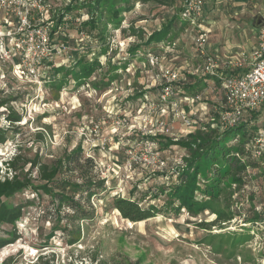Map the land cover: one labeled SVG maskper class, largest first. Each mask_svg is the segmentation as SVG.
Instances as JSON below:
<instances>
[{
  "label": "rangeland",
  "instance_id": "obj_1",
  "mask_svg": "<svg viewBox=\"0 0 264 264\" xmlns=\"http://www.w3.org/2000/svg\"><path fill=\"white\" fill-rule=\"evenodd\" d=\"M113 1H106L102 19L97 16L95 23H90L91 11L87 9L93 7L94 0H44L49 12L45 16L36 12L34 18L36 23L37 15L45 18L44 25L53 20L49 25L52 38L69 46L63 70L57 71L58 60L45 62L39 79L20 78L14 68L17 61L0 53L1 96L16 97L10 105L22 116L15 124L18 130H10L9 139L0 144V176L6 174V162L16 153L51 164L82 147L105 178L104 189L82 202L91 214L84 219H78L66 203L55 216L50 195L42 190L28 188L7 199L29 204L14 227L0 225V239H11L15 231L18 234L15 242L0 250V264H264L262 253L253 250L249 221L264 210L261 165L246 159L241 162L245 170L236 174L238 181L230 182L229 177L221 182L220 199L212 207L227 209L230 195V211L235 216L227 224L199 225L215 219L212 208L176 213L168 200L169 188L179 178L177 171L189 156L187 148L172 140H187L198 132H223L211 128L208 121L215 106L222 103L220 82L203 75V56L193 38L201 29H209V48L217 56L251 49L258 44L256 18L262 16L264 0H205L199 23L182 19L180 2L163 6L128 0L130 6L116 12V7L110 6ZM73 5L78 7L67 11ZM172 17H177L178 23L162 47L147 45V37ZM180 21L184 22L182 28ZM149 54L158 55L163 65H172L187 76L184 83L175 84L173 99L197 119L193 128L188 130L182 121H174L172 112L160 102L155 80L160 68L149 63ZM92 60H97L93 73L82 84L67 73L72 67L79 69L73 66L76 62ZM193 97L195 102H188ZM7 112L6 107L0 108V127H9ZM256 116L259 121L253 117L254 123L245 128H260L264 115ZM156 122L171 127L170 132L152 134ZM104 137L107 142L102 147ZM226 144L221 140L222 148ZM234 145L232 140L229 146ZM157 151L166 162L164 167L148 163ZM216 161L225 162L221 150ZM76 168L73 181L78 173L84 179L94 174L84 159ZM216 172L213 166L203 169L199 181ZM66 176L70 175L58 177L65 181ZM32 177L37 185L36 169ZM115 195L135 199L143 207L155 205L159 212L142 221H130L114 206Z\"/></svg>",
  "mask_w": 264,
  "mask_h": 264
},
{
  "label": "trees",
  "instance_id": "obj_2",
  "mask_svg": "<svg viewBox=\"0 0 264 264\" xmlns=\"http://www.w3.org/2000/svg\"><path fill=\"white\" fill-rule=\"evenodd\" d=\"M106 1L107 0H94L93 7L87 9L91 11L92 20H90V23H95L97 16L102 19ZM139 1L143 4L153 3L163 6H176L181 0ZM127 5H129L128 0H114L110 6L116 7V12H119L127 8ZM77 7L78 5H73L69 7L67 11ZM109 12H111V10H109ZM118 17L120 18V16ZM60 22H62V18ZM177 23V17H172L167 22L166 26L152 32L147 37V45L155 44L162 47V43L169 38L174 24ZM178 25L182 28L184 22L180 21ZM53 30H55V28ZM96 63L97 60H92L90 62L78 61L73 66H79V69L76 70L75 67H72L67 69V73L72 74L76 83L82 84L86 78L92 75ZM64 65L65 64L57 65L55 67L57 71H60L64 69ZM207 75H209L210 78H216L220 82L218 76L211 74ZM185 77L187 80V76ZM60 85L59 90L62 87V83ZM2 92L3 90L0 89V108L6 107L8 111L5 113V118L9 122V127H0V144H4L9 139L8 132L10 130H18L15 127L16 122L22 121V116L10 105L13 100H17L16 97H2ZM250 125V123H243L237 127L225 130L223 131L224 133L222 132L221 134L216 133L212 135V132L210 134L198 132L197 134L191 135L187 140H172V142L180 144L189 151L186 165L177 171L179 175L178 181L175 186L169 188L168 191L169 204L171 206L175 205L174 210L176 213L185 209L187 212L194 214L212 208L213 213L216 214L215 219L207 223H199V225L203 226L224 225L234 218L235 214L230 211V195L226 203L227 209L214 208L212 206L214 202L220 199V194L223 190L221 182L226 181L229 177H231L230 182L238 181L239 178L236 174L245 170L246 165L241 162L243 158H248L246 154V145L250 138L256 133V128L252 130L245 128L247 126L251 127ZM239 135H242L240 139L238 138ZM223 139L227 144L226 147L222 148L220 143ZM232 140L236 142V145L229 146ZM158 142L161 143V141ZM220 150L227 164L225 162L220 164L216 161V153ZM83 159L85 163H88V168L94 171V174L84 179V176L78 173L75 181H73L72 178L77 169L76 166L80 165ZM235 161L237 163L236 166ZM6 165V174L0 176V225L7 224L14 227L16 222L24 216V207L29 204L28 201L24 203H9L7 199L28 188L42 190L45 194L50 195L56 212L55 216H59L60 207L66 203L78 219H84L91 214L82 202L89 201L92 196L96 195L99 190H103L105 186V178L99 175L98 165L95 159L91 156H87L86 151L82 147H77L71 153L56 159V161L51 164L43 163L40 158L37 157L30 159L19 152L13 155L6 162ZM212 166L217 169L216 174L209 178L205 176L202 178V182H200L199 176L202 175V170L209 169ZM35 169L38 172L37 179L39 183L37 185L33 183L32 177V173ZM66 170L68 171L65 172ZM9 171L12 172V175H9ZM64 174H69L70 176L64 177L67 178V180L64 179L65 181L60 180L58 176H63ZM207 182L208 185H205ZM62 183H64V185ZM114 206L124 218L133 222L151 218L159 212V209L155 205L143 207L140 205L139 201L119 195H115L114 197ZM47 210L50 209L48 208ZM263 217L264 213H259L255 218L249 221L255 222ZM56 230V226L52 228L51 232L53 235ZM17 238L18 234L15 231L11 239H0V250L8 244L15 242ZM73 242L74 241H72V243Z\"/></svg>",
  "mask_w": 264,
  "mask_h": 264
},
{
  "label": "built area",
  "instance_id": "obj_3",
  "mask_svg": "<svg viewBox=\"0 0 264 264\" xmlns=\"http://www.w3.org/2000/svg\"><path fill=\"white\" fill-rule=\"evenodd\" d=\"M205 3V0H181L182 19L199 23ZM36 12L41 16L49 12V6L44 0H0V53L10 61H17L14 68L20 78L35 80L40 77L43 63L58 60L60 65L64 64L68 60L64 55L69 47L65 42H58L52 38L49 25L54 22L53 20L50 24L44 25L45 18L40 19L37 15L36 23L34 18ZM262 16L264 17V10ZM208 34V29H201L193 40L203 56L202 73L216 75L220 79L222 103L215 106L209 116L210 127L224 131L243 123L253 124L254 118L255 122L259 121V116L256 115H264V25L259 28L256 46L248 50L242 49L228 57L213 55L206 50ZM6 36L8 41L5 40ZM148 61L153 67L160 68L155 77L160 87V102L172 112L174 121L175 119L182 121L188 130L193 128V125L198 123L197 119H192L184 108L179 107V102L173 99L176 93L175 84L184 83L186 75L172 65H163L158 55L149 54ZM45 65L48 67L53 64ZM195 99L193 97L188 102L193 103ZM154 124L153 127L156 126V129H153L152 134L170 132L171 127L164 125L163 122L159 125L158 122ZM170 126L173 128L174 123ZM106 142L104 137L100 145L105 147ZM153 144L149 143L154 146ZM246 154L248 158H243V162L252 159L264 169V121L248 141ZM148 163L158 168L164 167L166 162L160 159V153L157 151L150 156ZM260 213H264V210ZM250 223L253 250H258L264 257V217Z\"/></svg>",
  "mask_w": 264,
  "mask_h": 264
},
{
  "label": "crops",
  "instance_id": "obj_4",
  "mask_svg": "<svg viewBox=\"0 0 264 264\" xmlns=\"http://www.w3.org/2000/svg\"><path fill=\"white\" fill-rule=\"evenodd\" d=\"M209 30V29H208ZM206 50L209 52V53H212V51H211V49L209 48V44L207 43L206 44ZM217 50V49H216ZM239 50H241V49H239ZM239 50H237L238 52H239ZM237 52V53H238ZM237 53H235V54H237ZM230 54H232V55H234L233 53H231V51H228V52H226V53H224L223 52V55L221 56V57H228V56H231ZM203 75H207V74H203ZM174 140V139H173ZM177 140H179V139H177ZM174 141H176V140H174ZM158 143H160V142H158ZM252 238V237H251ZM263 256V255H262Z\"/></svg>",
  "mask_w": 264,
  "mask_h": 264
},
{
  "label": "water",
  "instance_id": "obj_5",
  "mask_svg": "<svg viewBox=\"0 0 264 264\" xmlns=\"http://www.w3.org/2000/svg\"><path fill=\"white\" fill-rule=\"evenodd\" d=\"M264 25V17L263 16H257L256 18V26L260 28Z\"/></svg>",
  "mask_w": 264,
  "mask_h": 264
}]
</instances>
